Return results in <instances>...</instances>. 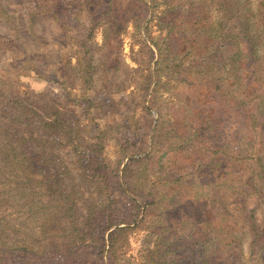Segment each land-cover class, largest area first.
<instances>
[{
    "label": "trees",
    "instance_id": "16d2710c",
    "mask_svg": "<svg viewBox=\"0 0 264 264\" xmlns=\"http://www.w3.org/2000/svg\"><path fill=\"white\" fill-rule=\"evenodd\" d=\"M128 2L138 4L139 18L122 19L105 29L99 45L94 25L101 18L84 26L75 17L83 25L84 45L74 54L75 61L61 54L33 71L47 82L64 85L71 101L79 95L72 92L82 85L81 99L75 101L80 113L49 91L25 86L21 92L9 71L6 79L0 76V264H85L92 255L99 264H110L106 254H118L131 226L152 219L154 192H146L148 184L136 169L146 165L154 171L157 152L166 155L181 148L200 155L201 145L217 135L224 142L203 151H211L212 162H221L224 175H246L237 179L242 194L264 201L263 0ZM117 5L116 0L73 4L94 17L120 11ZM0 18L8 23L12 18L5 5H0ZM154 19L158 35H152ZM131 21L142 37L138 50L133 49L142 58L137 68L126 63L120 46ZM25 35L33 36L23 32L17 39ZM0 43L16 50L10 42ZM7 53L0 52V57ZM137 75L143 120L128 93ZM162 89L173 99L167 116L157 96ZM82 116L90 123H83ZM104 117H110L108 128L102 125ZM115 124L123 128L116 142L128 158L122 169V159L111 168L103 153ZM232 129H240L242 136H234ZM178 140L186 143L175 147ZM257 207L245 216L254 247L264 232V208L258 216ZM215 235L207 232L198 243L215 246ZM169 251L173 249L159 252L165 258Z\"/></svg>",
    "mask_w": 264,
    "mask_h": 264
},
{
    "label": "rangeland",
    "instance_id": "374dc122",
    "mask_svg": "<svg viewBox=\"0 0 264 264\" xmlns=\"http://www.w3.org/2000/svg\"><path fill=\"white\" fill-rule=\"evenodd\" d=\"M75 1L78 3L80 0H0V5L7 6L12 17L9 18V23L0 18V41L10 42V45L16 47L12 52L0 43V52L8 51V56L0 57V76L6 79L9 71V78L17 79L15 85H18L16 88L21 92H24L26 86L36 92L45 90L54 93L60 96L62 105L75 107L77 114L80 113V107L75 101L76 98L78 101L81 99L79 89L82 85L77 86L72 92L79 95L71 101L65 96L67 88L64 85L47 82L42 77L36 76L33 71L47 61L55 62V58L61 54L70 55L74 62L76 59L74 54L79 55V51L84 46L80 31L84 24L87 25L91 21H96L93 19L101 18L94 25L95 43L101 45L104 43L105 29H112L114 24L122 23V19L126 21V19L139 18L140 10L138 4L126 3L127 0H116L120 11L116 13L111 11L105 16L100 14L94 17L86 10L75 9L73 6ZM75 17H79L83 25L76 23ZM31 20L37 22L31 25ZM23 32L33 36L28 39L25 35V38L17 39ZM152 33V35L159 34L155 19L152 23ZM122 34L123 41L120 46H123L122 53L126 63L134 68L140 67L141 55L134 54L133 49L138 50L142 37L136 33L135 24L131 21ZM20 67H25L27 70H17ZM64 72L65 70L61 68V75ZM136 78L138 81H133L128 93L134 98L133 104H138L137 117L143 120L141 119L143 97L137 90L141 78L139 75ZM163 92L164 89L159 90L157 96L167 116L169 111L167 106L173 104L171 103L173 99L169 97V92L165 91L162 95ZM147 100H150V96ZM117 101L122 107L120 98ZM109 111L110 108L108 113ZM82 121L89 122L84 120L83 116ZM109 122H111L110 117H104L102 125L105 127ZM119 123L121 121L117 124ZM117 124L112 126L115 131L110 133L105 142L103 153L111 168H115L122 159V169L128 158H123V148L116 142V137L122 135L121 130H123L121 127L117 128ZM240 132V129H232V133H236L237 135L234 136L238 138L243 134ZM223 142L220 135L215 136L213 141L201 145L200 155H193L188 153L190 151L181 148L179 151L172 150L166 155L157 152L153 158L154 171L150 172L146 165L137 168V174L143 175L142 182L148 184L146 192H154V196L151 197L154 202L152 219L147 223L143 221L137 226L132 225L131 230L122 239V247L118 254L114 256L111 252L108 256L106 254L105 258H111V262L115 264H171L172 262L175 264H264V232L259 241L260 245L254 247L250 222L245 220V216L253 213L259 206L258 203L262 210L264 201L260 199L258 202L257 196L242 194L237 179L240 176L246 178V175H224L225 170L221 168V162L219 160L212 162L209 156L211 151H203L206 147L214 148ZM174 143L175 147H180L186 142L178 140ZM217 162H220V165H217ZM207 163L212 165L209 168L199 167ZM239 164L241 163L236 165L238 169H240ZM258 181L256 179L255 183ZM260 211L257 207L258 216H262ZM209 225H212L211 228ZM217 227H219L218 232L214 230L218 229ZM207 232L211 235L216 234L211 236L213 239L215 237L213 241L216 242L215 246L212 243H198V240H205ZM165 240H168L167 249L173 251H169L166 257L162 258L159 251L166 248ZM96 261L97 257L92 255L85 264H99Z\"/></svg>",
    "mask_w": 264,
    "mask_h": 264
}]
</instances>
